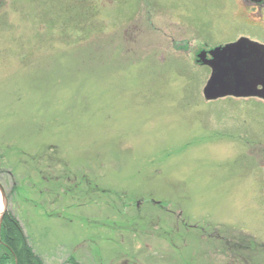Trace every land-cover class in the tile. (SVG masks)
I'll list each match as a JSON object with an SVG mask.
<instances>
[{
	"label": "rangeland",
	"instance_id": "1",
	"mask_svg": "<svg viewBox=\"0 0 264 264\" xmlns=\"http://www.w3.org/2000/svg\"><path fill=\"white\" fill-rule=\"evenodd\" d=\"M241 38L264 0H0V181L46 264H264V101L198 59Z\"/></svg>",
	"mask_w": 264,
	"mask_h": 264
},
{
	"label": "water",
	"instance_id": "2",
	"mask_svg": "<svg viewBox=\"0 0 264 264\" xmlns=\"http://www.w3.org/2000/svg\"><path fill=\"white\" fill-rule=\"evenodd\" d=\"M259 1V0H256ZM212 60L199 56L205 65L212 69L211 79L204 89L208 101L225 97L264 99V46L240 39L237 43L217 48L210 53ZM262 89L259 90L258 87ZM3 209L0 213L1 225L8 210L4 188L0 184Z\"/></svg>",
	"mask_w": 264,
	"mask_h": 264
},
{
	"label": "trees",
	"instance_id": "3",
	"mask_svg": "<svg viewBox=\"0 0 264 264\" xmlns=\"http://www.w3.org/2000/svg\"><path fill=\"white\" fill-rule=\"evenodd\" d=\"M1 240L0 264H45L29 245L20 222L10 211L3 219ZM70 263L79 264L75 259Z\"/></svg>",
	"mask_w": 264,
	"mask_h": 264
},
{
	"label": "flooded vegetation",
	"instance_id": "4",
	"mask_svg": "<svg viewBox=\"0 0 264 264\" xmlns=\"http://www.w3.org/2000/svg\"><path fill=\"white\" fill-rule=\"evenodd\" d=\"M263 2V1H262ZM260 4H262V3H260Z\"/></svg>",
	"mask_w": 264,
	"mask_h": 264
},
{
	"label": "bare ground",
	"instance_id": "5",
	"mask_svg": "<svg viewBox=\"0 0 264 264\" xmlns=\"http://www.w3.org/2000/svg\"><path fill=\"white\" fill-rule=\"evenodd\" d=\"M1 212V211H0Z\"/></svg>",
	"mask_w": 264,
	"mask_h": 264
}]
</instances>
